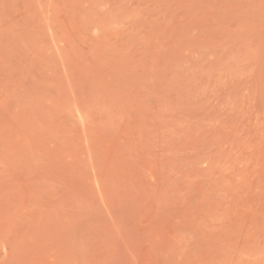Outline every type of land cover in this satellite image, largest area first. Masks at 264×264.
Listing matches in <instances>:
<instances>
[{
	"label": "rangeland",
	"instance_id": "obj_1",
	"mask_svg": "<svg viewBox=\"0 0 264 264\" xmlns=\"http://www.w3.org/2000/svg\"><path fill=\"white\" fill-rule=\"evenodd\" d=\"M0 264H264V0H0Z\"/></svg>",
	"mask_w": 264,
	"mask_h": 264
}]
</instances>
